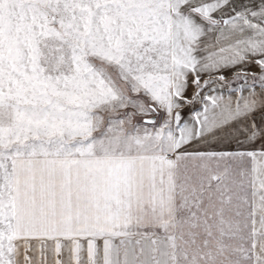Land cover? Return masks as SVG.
Returning <instances> with one entry per match:
<instances>
[{"label": "snow or ice", "instance_id": "obj_1", "mask_svg": "<svg viewBox=\"0 0 264 264\" xmlns=\"http://www.w3.org/2000/svg\"><path fill=\"white\" fill-rule=\"evenodd\" d=\"M0 264H264V0H0Z\"/></svg>", "mask_w": 264, "mask_h": 264}, {"label": "crops", "instance_id": "obj_2", "mask_svg": "<svg viewBox=\"0 0 264 264\" xmlns=\"http://www.w3.org/2000/svg\"><path fill=\"white\" fill-rule=\"evenodd\" d=\"M237 2H239V0H237ZM187 112H188V109H185V114H187ZM186 118H188L187 115H186ZM49 260L51 261V257L49 258Z\"/></svg>", "mask_w": 264, "mask_h": 264}]
</instances>
